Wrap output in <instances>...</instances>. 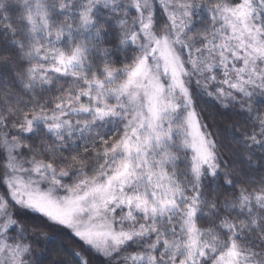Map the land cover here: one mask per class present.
<instances>
[{"label":"snow or ice","instance_id":"1","mask_svg":"<svg viewBox=\"0 0 264 264\" xmlns=\"http://www.w3.org/2000/svg\"><path fill=\"white\" fill-rule=\"evenodd\" d=\"M0 264H264V0H0Z\"/></svg>","mask_w":264,"mask_h":264},{"label":"trees","instance_id":"2","mask_svg":"<svg viewBox=\"0 0 264 264\" xmlns=\"http://www.w3.org/2000/svg\"><path fill=\"white\" fill-rule=\"evenodd\" d=\"M201 107L205 111V115H211L215 117L217 124L223 127L226 123L230 122V116L222 114V111L214 104L213 101L205 98L200 101ZM53 235V243L49 245L50 248H56L60 243L70 239L66 232H57Z\"/></svg>","mask_w":264,"mask_h":264},{"label":"rangeland","instance_id":"3","mask_svg":"<svg viewBox=\"0 0 264 264\" xmlns=\"http://www.w3.org/2000/svg\"><path fill=\"white\" fill-rule=\"evenodd\" d=\"M55 235V234H54Z\"/></svg>","mask_w":264,"mask_h":264}]
</instances>
